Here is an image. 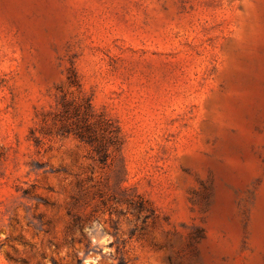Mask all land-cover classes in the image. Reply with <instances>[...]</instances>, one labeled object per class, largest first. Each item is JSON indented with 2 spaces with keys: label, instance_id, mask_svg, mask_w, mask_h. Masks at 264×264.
I'll return each instance as SVG.
<instances>
[{
  "label": "rangeland",
  "instance_id": "1",
  "mask_svg": "<svg viewBox=\"0 0 264 264\" xmlns=\"http://www.w3.org/2000/svg\"><path fill=\"white\" fill-rule=\"evenodd\" d=\"M0 264H264V0H0Z\"/></svg>",
  "mask_w": 264,
  "mask_h": 264
},
{
  "label": "trees",
  "instance_id": "2",
  "mask_svg": "<svg viewBox=\"0 0 264 264\" xmlns=\"http://www.w3.org/2000/svg\"><path fill=\"white\" fill-rule=\"evenodd\" d=\"M91 117L92 115L88 112L84 113L82 117L84 125L82 127H76L73 130L78 138L91 145L101 160L106 162L108 149L115 144L117 134L116 131L108 125V121L104 119L101 120L97 127H94L93 125L96 123H92L89 120Z\"/></svg>",
  "mask_w": 264,
  "mask_h": 264
}]
</instances>
